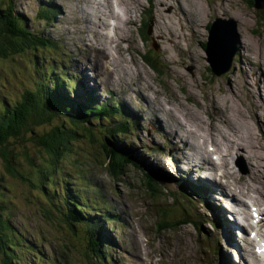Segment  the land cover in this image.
I'll return each mask as SVG.
<instances>
[{
    "label": "rangeland",
    "instance_id": "obj_1",
    "mask_svg": "<svg viewBox=\"0 0 264 264\" xmlns=\"http://www.w3.org/2000/svg\"><path fill=\"white\" fill-rule=\"evenodd\" d=\"M15 1L16 5L14 8L19 18L23 17L24 23L32 27L31 29L42 32L45 37L59 38L68 48L70 53L66 57L71 60H75L76 55L72 51L77 47L72 40L79 38L84 40V45L77 47L81 55L89 54L91 48L103 47L101 45L102 42L106 43L108 51L110 50L113 57H119L118 61L121 64H117L118 67L116 66L114 71H109L107 75V77L109 75L116 77V80L108 81L103 78L102 70H97L96 73L93 67L90 70L85 67L86 71L83 72V68L77 65L74 67V71L80 72L81 76L85 75V79L87 78V73L88 75L90 72L93 73L100 80L98 81L99 89H114L117 91L116 97L118 100L121 99L120 95H124L123 98L129 100L133 105L132 109L142 111L144 124L152 118L158 119L153 109H164L163 104L172 108H174V105H179L184 112H186V109L188 110L187 113L183 114L189 120L187 121L191 130H194L197 134V139L194 141L203 143L202 136L208 139L206 147L208 150L214 149L216 155L217 153L226 155L228 149L232 150L230 156L226 155L223 168L220 165L216 168L212 166L207 172H204L199 165L194 167V164L186 162L187 167L190 166V168L192 167L196 170L191 178L192 181L200 183L201 187L211 189L213 186L202 184L205 183L203 180L206 176L217 179L221 173L230 171L234 173L236 181L243 183L249 179L250 184H252L259 195L264 193L260 189L259 180L251 176L252 173L249 169L251 164L257 167L258 160L252 161L245 148L236 150L234 149V144L228 148V142L223 138V136L226 139L234 138L235 136L245 139L249 127L252 126L256 142L260 143L263 140L262 142L264 143V127L261 125V120L264 121V107H258V110L255 109L253 103L251 105L248 96L252 92L254 96L255 85L253 88L251 84H253V79H257V74L253 72L255 75H252L250 64H248L250 66L244 64L243 68L239 65L241 61L247 60L248 62L249 59L250 62L254 61L256 65L261 64L262 68L259 70L264 71V11H258L249 0H165L166 4L163 5L159 4V0H125L124 14L126 15V11L127 18L133 17L136 20V25H134L135 20H132V22L128 20V22L121 25V28L117 30L115 40L116 37H120L123 40L127 39L129 42L120 43V46L116 48L115 43H111L114 35L112 29L109 31L108 37L99 39L97 38L99 33L97 35L95 31H101L102 33L100 34L102 35L103 33L107 34V27L102 26V28H99L90 22L92 20L91 17L95 18L98 16L105 18L106 22L111 24L112 27L117 25L116 20L108 17L109 11L104 7V5H107V0H57L59 1L58 5L53 4L51 0ZM114 1L116 12H120L117 2L121 0ZM177 4L185 17L188 9L191 11L195 10L193 13L195 25H191L188 20L187 22L191 31L198 34V39H190L189 45H186L182 40L175 41L177 45L170 43L173 38H170L169 29L174 28L177 31L180 20L185 24V19L178 12H175L174 6ZM43 7H46L50 11L48 13L52 15L48 19L49 25L44 24L42 20L38 22V18L45 12ZM56 13L58 14L56 15ZM162 14H168L166 21L170 26L169 29H165V24L162 23ZM216 17L224 19L234 18L238 22L236 26L240 37L239 41L241 42L242 38L250 44H246L247 49L241 47L242 50L234 58L232 70L225 75H221V77L212 75L209 63L206 60V50L203 49L209 40V24H212ZM43 18L45 17L43 16ZM96 21L102 25L101 20L97 18ZM149 22L150 34H147L145 39L144 34H146ZM69 33H72L71 36ZM70 45L74 48H71ZM183 45L186 48L195 49V56L186 57L179 49ZM53 46L54 44L49 46V51L52 50ZM164 49L169 50L164 52ZM147 52L148 54L152 53L157 65L150 60L149 55L146 57L147 61L159 71L151 68L144 61L143 55ZM48 55L37 50L33 53L29 52L27 56L17 57L13 60H0V99L9 97V99L6 98L9 102L12 100L13 95L21 93L24 89H32L37 86V74L35 73L36 70L32 68V62L36 60L35 57L37 60L43 61V58ZM238 57L240 62L236 63V58ZM219 60L223 66L229 64L224 54ZM121 66L128 72V75L122 70ZM251 67L254 70L259 68L258 66ZM66 69L69 70L68 68ZM172 69H178L187 74V79L183 81L186 84V88L180 82L181 80L174 77ZM67 70H64V72L69 74ZM76 72H74L75 75L70 74V76L77 80V91L80 94L82 93L81 79ZM243 74L253 78L251 83L247 81L245 84ZM129 85L133 87L137 85L139 89H142L143 94L148 88V94L152 96L150 102L138 101L136 99L138 95L128 92ZM149 85L151 88H149ZM192 91L194 92L190 94L189 92ZM258 92L261 96L263 95L264 100V83L261 84L259 89L256 87L254 102L259 100ZM93 97L96 98L95 96ZM215 104L219 105L220 110H214ZM0 105L2 107V102ZM126 105L130 106L128 103ZM176 109L178 110V108ZM179 116L184 120L182 114H179ZM162 117L170 121L165 122L170 128L176 126L177 122L171 118L170 113L164 112ZM104 126L105 124H103ZM93 128L96 127L93 126ZM32 135H27L26 139H30ZM140 135L143 137L141 142L137 137V139L128 137V141L134 146L136 145V147L140 144L147 146L149 151H144L145 148L139 147V154L147 162H151L154 168H157L160 176L170 179L165 173L175 175L180 168L178 166L180 162L174 156L168 157L167 151L169 153L172 148L166 149L163 146H156L152 141L157 142L158 136L152 135L150 129H144L142 133L140 132ZM78 138L79 140L75 142L77 145L71 146L72 142L70 144L71 151L67 152L64 159L60 160L64 167L63 172L67 174L63 178V186H65L66 180H69L82 193L88 190L90 192L88 193L90 194V204L93 202L97 205L100 204L98 196L94 194L95 189H97L102 191L106 200H114L116 203H120L112 204L113 207L119 208L121 204L127 207L126 212L128 215L122 218L123 226L119 224L112 232L115 241L118 243L117 248L113 252L116 264H144V261L149 260H153L155 264H178L180 260L186 258H190L189 262L191 264H202L201 258L207 259L205 264H218L215 253L211 254V248H209L210 250L207 249L209 243H211L219 250V243L208 239L209 236L213 239L216 236L214 224L210 225L205 222L203 229L200 227L202 237L196 233L194 223L169 230H161L157 227H159L158 222L161 220L162 212H167V216L174 220L181 218L182 213L178 210L183 211L184 209L180 204L184 205L188 213L193 215L192 218L194 220L200 219L203 222L212 217L215 211L223 210V205L212 208L210 205H202L201 202V204L197 202L190 204L180 200L177 201L176 198L173 199L168 195L165 190L158 197L157 194L153 193V190H148L145 183H143V172L131 164L126 167V174L122 178H115L109 174V170L104 165L105 156L99 146L101 145L100 137L96 135V141H91L85 135ZM213 139L220 143L219 147H216L214 142L213 144L211 143ZM247 142H242L243 146ZM156 149H159L158 152H153ZM25 150L31 154L34 150L33 142L26 143ZM24 151L20 156L22 160H25ZM183 155L185 156V154ZM213 157L216 156L213 154ZM36 159H39V157L36 156ZM39 161L43 162L42 159ZM73 164H76V167ZM36 165L38 164L25 162V171L27 172L24 180L25 184L22 183L23 181L21 184L17 182L15 177L5 175L4 191L7 193L9 201L6 203L7 206L3 203L4 201H1L0 204L5 206L7 213L12 214V218L9 220L10 223L20 234L23 233L30 243H33L34 251L36 250L35 246L38 245L40 247V251L44 254L42 256L56 260L61 259L63 255L70 257L74 264H89L90 255L86 253H90L91 248L89 247L90 238L87 237V231L80 227L73 230L60 217L47 214V211L52 210L53 191H51L52 194L44 195L39 189L40 181L34 177L39 170L42 171L43 169L36 168ZM168 168L169 171H167ZM262 169L260 167L259 172L264 177ZM45 172L46 168L43 173L45 174ZM1 173L5 174V170L0 159ZM230 181L232 180L230 179ZM225 182V179L221 181L222 184ZM151 184L156 189H160L161 194L160 186L155 183ZM60 185L61 183L56 184V190L59 189ZM0 186H2L1 182ZM70 188L73 189V193L77 190L71 185ZM171 188H173V185ZM174 190H177V188ZM226 194L228 196L224 195V202L228 207H231L230 210L236 211L244 206L232 208L233 203L228 199L232 194L229 192H226ZM55 195L58 197L57 191H55ZM188 195L191 200L195 199L192 193H188ZM219 200L220 198L216 196L214 201L217 203ZM244 201L250 204V201ZM7 213L0 211L1 216H4L2 214L6 216ZM238 220L243 222L239 217ZM206 226H211V229L209 230ZM36 238H39L42 243H36ZM201 238H204V240L201 241ZM205 239L207 240L205 241ZM135 240L142 242L143 255L137 249ZM239 244L242 245L243 249L247 245L243 241H240ZM231 250L235 254V247ZM194 255L199 258L194 259Z\"/></svg>",
    "mask_w": 264,
    "mask_h": 264
},
{
    "label": "trees",
    "instance_id": "obj_2",
    "mask_svg": "<svg viewBox=\"0 0 264 264\" xmlns=\"http://www.w3.org/2000/svg\"><path fill=\"white\" fill-rule=\"evenodd\" d=\"M253 1L254 0H252L251 3L252 5H254ZM14 7L15 0H0V60H13L17 57L27 56L29 52L33 53L37 50L43 54H50L54 46L57 47L58 44L54 43L52 50L49 51V46L52 45L51 41L44 38L37 30L32 32L24 23L20 22L19 19L17 20L14 17ZM35 59L37 58L35 57ZM47 72L51 74V71ZM41 73L46 74V71H41ZM39 93H22L23 95L20 98L12 102H6L4 99V107L0 108V159L3 161L5 173L15 177L20 184L22 181L23 184L26 183L24 181L26 179L25 175H27L25 171V162L28 164H38L36 165L38 169H43L45 168L44 165L51 163V166L54 165L61 170L58 163L61 159H64L67 152L70 151L71 141L78 140V135H80L79 130L83 127L85 128L86 124H89V122L86 121L90 120V117H98L97 113L94 111L89 109L88 111L83 110V104L79 107L76 104L77 101L70 100L66 94L58 95L49 90L44 93L43 96L42 92ZM67 114L72 117L71 121H68L64 116ZM106 119L110 120L107 116ZM50 125L51 127H49ZM47 127H49L48 130H44ZM110 130L111 128L102 130L104 131L103 139H107L108 136L106 135ZM85 131L92 140L96 141V136L93 135L89 127H87ZM27 135L32 136H30V139H26ZM30 142L34 144V150L31 154H29L27 150L24 151L26 143ZM37 146L43 147L44 152L42 151L39 153L40 151L36 150ZM23 151L25 160L20 158V152ZM36 156H39V159H42L43 162L36 159ZM109 157L113 167H120L122 161H124L123 158L115 154H112V156L109 154ZM115 161H117V163ZM74 167L76 166L74 165ZM41 172L42 171L39 170L34 177L38 181ZM3 177H5V174L1 173L0 181L3 180ZM54 184L55 182H53L51 189H53ZM58 197L53 192V200L51 201L52 210L47 211V214L60 217L73 230H76L78 227L85 228L83 222L89 226H93L91 230L85 228L87 230V237L92 239V242L89 240L91 252L87 253L90 255L89 264L104 263L105 259L110 257V254L106 253L103 250V246H101L104 241L99 239L98 241L96 240V238H98V232H96L94 226L96 222L92 221L86 213L91 211V208L95 205L88 204V208L85 209L84 212V206H78L80 204L78 203V197H76L77 199L74 204L66 201V199ZM0 201H4V204L9 201L7 193L3 190L2 186H0ZM97 209L100 210L99 207H97ZM1 210L3 212L5 211L3 206L0 211ZM2 215L5 216V214ZM4 216L0 215L1 264H14V260L19 263L17 251H20V254L24 257L27 254L33 255L34 261L38 262V264L41 263L44 258L39 248L36 254L30 243L26 244V246L21 244L25 243V240L20 237V234L9 223L12 214L7 213V215ZM97 227H99L98 223ZM99 232L102 233V230L100 229ZM21 245L24 246L23 249H21ZM48 264L53 263L49 261ZM64 264H73V262L68 260V256H65Z\"/></svg>",
    "mask_w": 264,
    "mask_h": 264
},
{
    "label": "bare ground",
    "instance_id": "obj_3",
    "mask_svg": "<svg viewBox=\"0 0 264 264\" xmlns=\"http://www.w3.org/2000/svg\"><path fill=\"white\" fill-rule=\"evenodd\" d=\"M159 4L163 5V4H166V2H165V0H159ZM117 5H118V7L120 9V12H115L113 10V0H107V5H104L106 10L109 11L108 17H112L114 20L117 21V25H115L114 27H112L111 24L107 23L105 18H101V17H98V16H96L95 18L91 17L92 20L90 21L91 24H93V25H95V26H97L99 28H102V26H106L107 27V30H108L107 34L103 33V35H102V34H100V33H102L101 31H99V30L95 31L97 33V35L99 33V35L97 36V38H99V39L100 38L104 39V38L108 37L109 31H111V29H112V31L114 32V35H113V38L111 39V43H115L116 47L120 46V43H122L124 41H127V39L123 40L120 37H116V40H115V36H116L117 30H119L121 28L122 24H125L126 22H128V20H130L131 22H132V20H134L133 17L132 18H127V12L126 11H125L126 15L124 14V6H126L125 0H121V1L117 2ZM174 8H175V12H178L185 19V24H186L187 27L180 20L178 22L179 29H177V31H175L174 28H170L168 22L166 21V18H168V14H162V16H161L162 17L161 18L162 19V23L165 24V29H169L170 28L169 29L170 30L169 34L171 35L170 38H173V39H171L170 43L174 44L175 41L182 40L186 45H189L190 44V39H196V40L198 39V34L192 32L191 29H190V25H189V23L191 25H193L195 23V22H193V19H194L193 13H194L195 10L191 11L190 9H188L187 14H186L187 16L185 17L183 15V12H181L180 7L178 6V4L176 6H174ZM57 14L58 13H56V15ZM97 18L102 21V23H101L102 25H100L96 21ZM187 20L189 21V23L187 22ZM104 35H105V37H104ZM161 37H163V36H161ZM239 38L240 37H239V35L237 33L235 40L238 41V43H236L235 47H236V50L237 51L239 50V52H240L242 50L241 47H243V49H247L246 44H248V45H250V44H249L248 41H244L242 38H241V42H240ZM103 43L104 42H102L101 45L104 47ZM244 44H245V46H244ZM174 45H177V44L175 43ZM103 47H101V48H97V47L91 48V50H89L90 51L89 54H84V55H82L80 57V59L77 61L78 64L81 65V66H86L87 63H91V65L95 66L96 70H99V71L102 70L103 71V76L106 77L108 75L109 71L111 69H113V68H116V66L118 67L117 64H120V63L118 61L119 57L118 58L113 57L112 53H110L108 51V47L107 46L104 47L107 51ZM179 49L182 51V53L184 55H186V57L191 58L193 55L195 56L196 50L193 49V48H186V46L183 45ZM168 50L169 49H167V50L164 49L163 51L165 52V51H168ZM248 50H249V48H248ZM213 55H214V58H216V59H220L221 57H223V54H222L221 50L219 48H217V47H215L213 49ZM189 58H188V60H189ZM244 64H247V66L251 65V66H258L259 67L258 69L254 70L253 67L250 66V68H252V75H255V73H256L257 74V79H253V78H251V76H247V75L243 74L244 75L245 84H246L247 81H249L251 83V81L253 79V84H251V85H253V88H254V85H255V88H254V96H255L256 87L259 88L261 86V84L264 83V81H263V79H264V71L263 70H261V71L259 70V69L262 68V65L261 64L256 65L254 61L250 62L249 59H248V62L246 60V61H243V62L241 61V63H239L240 67H242V68H243ZM248 64H250V65H248ZM121 68H122V66H121ZM218 69H220V70L223 69V66H221V65L218 66ZM122 70H124V69L122 68ZM124 71H125V73H128L126 70H124ZM172 71H173V73H174L176 78H179V79L182 78L181 80H183V81L187 79V74L184 71L181 72L178 69H172ZM253 72H255V73H253ZM78 73L80 74V72H78ZM225 74H227V72ZM107 80L111 81L112 77L107 78ZM75 81H76V79H75ZM88 85H89V88L92 89L93 85H94V80L93 79H88ZM136 88H138L137 85H136V87L132 86L130 88V90L132 92H136L137 91ZM247 89H248V86H247ZM138 92H140L142 94V91L140 89H138ZM251 92H252V89H251ZM248 96H249V100H250L251 105L253 103V107L255 109L258 110V107H260V108L264 107L263 95L261 96L259 94V92L257 93V96H258L259 100L255 101V102L253 100V98H255L253 96V92H252L251 95L248 94ZM143 98H145V100H147V102H150V99H149L148 96L145 95V97H144V95H143ZM215 105L216 106H215L214 110L215 111L220 110L219 105L218 104H215ZM159 111H162V110H159ZM176 111L180 112L176 108H175V110L173 109L172 112L175 114V116H176ZM181 114L186 119V116L183 113H181ZM100 115L103 117V113H101ZM139 115L142 116L141 113ZM98 117H100V116L98 115ZM158 119H160V117H158ZM175 120L177 121L178 118L175 117ZM261 125H263V127H264V121L263 120H261ZM161 127L166 129V133L169 135V137H171V138H173L175 140V144L183 143V146H179V147L177 146V148L183 149L184 147H191L195 151H203L204 152L205 156L202 159H204L205 162H203L202 166H200L201 170L205 171L207 169V167L208 168L211 167L210 163L213 160L212 159V155L215 154V153L206 150L205 144H206V140H208V139H205L204 144L203 145H199V146H194L193 144L189 143V141H188L189 138L193 139V140H196L197 136L189 128V122L188 121L183 123L182 120H179L178 125L172 131H169L165 127L163 122H161ZM223 138L228 142V148L232 144H234V146H235L234 149H236V150H240V149L245 148L247 150L249 158L252 161L253 160H258L257 161L258 162L257 163V167L251 164L249 169L252 172L251 176H254V177H256L259 180V185H261L260 189H262L264 191V186H263L264 177L262 176V173L259 172V168L260 167H262L263 168L262 170L264 171V143L262 142L263 140L260 143L256 142V136L254 134V129L252 128V126L249 127V130L247 131V136L245 137V139L244 138H240V137H235V136H234V138H227V139H226V137L223 136ZM248 139H249V141L247 142ZM213 142H214L216 147L220 146V143H218L216 141V139H213L211 141L212 144H213ZM242 142H245V143L247 142V144H245L243 146ZM227 151H228V153L226 155L230 156L232 150L228 149ZM219 155H220L219 161L221 163L222 162L225 163L226 155H223L221 153ZM189 160L193 161V158H189ZM191 170H193L192 167H191ZM167 171H169V168L167 169ZM152 174H153V176L155 178H157L156 173H152ZM223 177L225 179H227L228 182L226 184H216V187L214 189L209 190V192H210L209 195H208V191L205 192V196H207V198L212 199L213 196H215L213 193H218L219 194L222 191L224 192V191L228 190L233 195V198H231L230 201L232 203H234V204L236 203L234 198L240 199V197H241V200H240L241 204L243 202L246 203V201H244V200L248 199L249 201L252 202L254 207H257L261 211L263 219H262V221H261V223L259 224L258 227H259L260 230H264V193L259 195L254 190V187L252 186V184H250L249 179L245 180L243 183H240L239 181H236V178L234 177V173L233 172L227 171L225 174H223ZM248 178H250V177H248ZM230 179L232 181H229ZM65 180H66V178H65ZM66 182L69 184V186L71 185V186H73L74 188L77 189L79 197L81 195V198H79V202H81L82 196H83L81 191L74 184L70 183L69 180H66ZM60 183H61V186H63L64 180H62ZM96 192H99V196L101 195L99 190H96ZM93 205H95V204H93ZM78 206H84V210L83 211L85 212V209L88 208V202H86L84 205L79 204ZM239 206H240V204H239ZM3 207L5 209V206H3ZM120 208L124 212H126L122 205H120ZM4 212L7 213V210L5 209ZM237 214L240 215V213H237ZM87 216L89 218H91V220H94V221H96V218H97V220H98L97 222H99L100 225L102 224V225L106 226L108 224L107 222H104V221H106V220H104V218H103V221H102V216L101 215L99 216V218L97 217L98 215H97V207H96V205L93 206V210H91L90 213L87 214ZM212 222H213V220L210 219L209 223L212 224ZM231 225L232 226L230 228L224 229L225 231H223V233L221 235L224 237V246H225V248L230 250V249L235 247L236 251H235V254L234 253L233 254H231V253L227 254V257L225 259V263L224 264H230V263L231 264H264L263 258L261 256H258L256 253H254L253 248H250V249L245 251L242 248V245L239 244L240 242L237 245V242L234 241V237H232L231 234H232V232L236 233V230L238 229V226H235V224H231ZM83 226H85V228H88L89 230H91V227H92V226L87 225L85 222H83ZM263 239H264V235H263ZM228 240L232 241V245L233 246L232 245L226 246V243L228 242ZM135 243H136L137 249L143 255V251L144 250H143L142 242L139 241V240H135ZM32 246H34V245H32ZM35 248H36V250L34 252L37 254L38 253V247L35 246ZM195 258H198V257L194 255V259ZM189 259H187V258L186 259H182V260H180L178 262V264H191L189 262ZM144 260H146V259L144 258ZM145 263H147V264H155V262L153 260L144 261V264ZM202 264H205V263L203 262ZM222 264H223V262H222Z\"/></svg>",
    "mask_w": 264,
    "mask_h": 264
},
{
    "label": "water",
    "instance_id": "obj_4",
    "mask_svg": "<svg viewBox=\"0 0 264 264\" xmlns=\"http://www.w3.org/2000/svg\"><path fill=\"white\" fill-rule=\"evenodd\" d=\"M256 7L261 10V9H264V0H256ZM225 21H220V20H217L215 22V24L213 25V29H212V43H211V46L208 50L210 56H211V61L213 63V67H214V71L217 75H221L223 73H226V72H229L231 70V67H232V63L230 62L228 64V66L224 69V70H220L218 69V64H220L219 62H217L214 58V55H213V46L216 45V42L219 41L220 39H224L226 38V34H224V28L222 27L223 23ZM231 22H233V20H231ZM234 25H236L235 22H233ZM223 49L225 51H227V43L226 45H223Z\"/></svg>",
    "mask_w": 264,
    "mask_h": 264
}]
</instances>
